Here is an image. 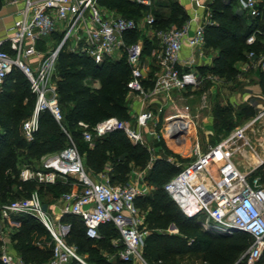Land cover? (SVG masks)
<instances>
[{
	"label": "built area",
	"instance_id": "obj_1",
	"mask_svg": "<svg viewBox=\"0 0 264 264\" xmlns=\"http://www.w3.org/2000/svg\"><path fill=\"white\" fill-rule=\"evenodd\" d=\"M140 4H150V0H132ZM19 0H12L17 4ZM243 8L252 16L259 15L257 0H241ZM155 15L148 14L142 22L117 14L101 5L100 0H23L17 19L10 28L7 39L0 36V93L7 76L14 69H20L30 82V91L35 96L31 115L23 122L24 138L31 142L39 130L41 114L49 111L57 122L63 120L59 103L57 83L53 81L57 59L64 45L71 51L90 56L100 62L106 58H126L131 70L127 82L129 91L138 93L147 100L152 94L171 95L174 91L186 90L189 86L198 87L206 79L199 74L198 67L206 64L204 54L205 28L208 22L195 14L182 26L168 29L155 28ZM144 32L143 39L130 41L135 32ZM60 33L62 41L48 52L37 47L43 35ZM260 30L251 34L246 42L254 44ZM9 41L15 55L5 47ZM152 44L149 57L156 65L154 86L151 91L145 88L147 64L145 61V42ZM188 46V55H184ZM249 59H257L264 74V54L257 58L253 50ZM211 59V57L209 58ZM185 111H175L169 118L170 127L165 128V136L180 141L190 125ZM155 118L152 110L137 116L140 128ZM258 122L264 124V106L257 110L251 121L239 125L228 137L210 147L206 152L196 151V158L187 164L176 163L179 171L164 186L166 192L188 215H204V229L221 235H234L246 232L252 243L244 253L250 264L258 261L264 252V184L261 176L248 179L240 174L231 162L230 149H248L253 152L257 165L264 164V135L253 141L249 133ZM84 140L91 147L94 139L122 130L133 144L143 140V132L135 129L127 121L109 118L99 122L92 129L86 123ZM173 124V125H172ZM71 139V138H70ZM261 148V150H260ZM257 149L261 152L258 153ZM224 160L220 179L217 181L209 173V166ZM23 181L36 180L43 184H56L61 181L71 185V190L60 198V218L43 209V201L37 191L27 197L15 199L0 205V233L4 235L5 223L17 215H31L46 228L53 239L51 259L40 264H67L76 262L88 264L78 252L76 245L67 241L71 223L64 222L62 216H78L86 230V235L95 240L102 238L100 228L113 224L120 233L118 257L126 262L143 261V248L149 234L144 216L136 204L138 196L149 193L147 186L135 183L113 185L109 178L103 182L94 181L87 173L84 158L71 139V144L60 152L49 153L40 159V168L25 167L20 171ZM186 206L195 208L188 214ZM0 264H26L8 252L0 257Z\"/></svg>",
	"mask_w": 264,
	"mask_h": 264
},
{
	"label": "trees",
	"instance_id": "obj_2",
	"mask_svg": "<svg viewBox=\"0 0 264 264\" xmlns=\"http://www.w3.org/2000/svg\"><path fill=\"white\" fill-rule=\"evenodd\" d=\"M100 3L134 19L149 11L147 5L132 0H100ZM235 4L236 0H213L210 4L213 22L205 28V49L216 54L212 63L202 66L201 71L211 72L226 82L237 78L236 65L246 61L250 51L256 52L257 58L264 54V0L257 5L259 15L250 21L243 11L235 9ZM163 7L167 8L166 4ZM174 8L175 15L156 11L155 28L168 29L173 24L180 27L188 20L187 12L178 2H174ZM257 30L262 32L258 34L257 41L248 44L246 39ZM54 38L61 42L63 35L55 33ZM137 39L138 32H135L130 41ZM151 50L152 44L146 40L144 53L149 55ZM55 74L63 120L59 123L49 111L42 113L39 130L31 142L24 138L21 126L22 121L31 115L35 104L30 82L20 69H14L5 79L0 93V205L27 197L37 187L40 191L46 187L54 198L71 190L70 184L61 181L47 185L20 179L22 164L36 167L44 155L62 151L71 144V139L82 151L88 173H101L110 164V181L113 184L128 183L133 166L144 168L150 161L147 148L141 143L133 144L124 131L115 130L96 137L91 147L84 140V130L80 126V123H86L92 129L99 122L113 117L131 120L127 102L131 70L125 57L98 62L69 50L66 44L59 53ZM96 81L100 82L97 88L93 86ZM153 83V80L149 83L144 81L145 88H152ZM214 114V126L219 133L230 132L238 123L234 122L231 106L218 105ZM242 114V111L237 113V121ZM178 171L165 156L154 159L145 176L152 190L136 199L137 206L145 213V225L149 230L143 248L145 260L149 264H180L181 260L202 255L204 264H250L243 257L252 243L248 233L214 234L203 228L197 215L188 216L166 192L165 184ZM63 221L71 223L67 241L77 246L79 254L87 252L90 264H130L120 259L110 262L101 253L102 249L112 251L116 248L108 233L104 236L101 233L99 240L91 239L78 216L67 214ZM7 224L13 228L9 234L12 245L26 264H40L51 259L53 239L35 217L18 215ZM171 225L177 229L176 233L167 232ZM103 226L111 227L117 234L113 224ZM190 240L192 242L188 244ZM254 264H264V252Z\"/></svg>",
	"mask_w": 264,
	"mask_h": 264
},
{
	"label": "crops",
	"instance_id": "obj_3",
	"mask_svg": "<svg viewBox=\"0 0 264 264\" xmlns=\"http://www.w3.org/2000/svg\"><path fill=\"white\" fill-rule=\"evenodd\" d=\"M262 1L263 0H257V3L259 4ZM11 2H12V0H0V3H1L0 4V36L4 39H7L9 37V35L11 34L10 28L13 26L15 20L17 19V14H18L19 9L23 6V0H19V2L17 4H13ZM176 2H178V4L181 7H183V9L187 12L188 19L191 18L192 16H194L195 14H197L200 17V19H202L203 21L208 22V23L213 22V20L211 18L212 17V11H211V7H210V4L213 2V0H176ZM150 4H151V0H150ZM150 4H148V5H150ZM163 6H164L163 3L159 4V6L155 5L156 9L151 11L152 14L155 15L156 11H158V12L163 11L164 12L165 9L163 10V8H162ZM159 7L161 8V10H159L160 9ZM235 9H239V10L243 11L244 14L249 18V21H250V19H252L254 17V16L250 15L245 8H243V6L241 4V0H236ZM172 26H175V24H173ZM142 37H144V34L142 35ZM54 41H55V38L49 39L48 40V46H50ZM5 47L12 55H15V52L12 49V46L8 40L5 43ZM68 48H69V46H68ZM51 49H53V48H51ZM204 49H205V47H204ZM69 50H70V48H69ZM48 51H49V49H48ZM48 51H45V52H48ZM212 52L213 51L206 52V53L212 54ZM183 54L185 56L188 55V46H185ZM147 58L149 59L150 57H147ZM198 71H199V74L205 78H208L209 75L220 78L211 72L206 71V72L200 73L199 68H198ZM155 72H156V70H154V72L147 73V79L145 80V81H147V83H149V80H153V82H154ZM261 76H262V78H264L263 73H261ZM93 86L95 88L99 87L100 82L99 81L93 82ZM153 86H154V83H153ZM146 89L148 91H151V93H152L153 87L152 88L148 87ZM198 90L196 87L195 88L193 87L192 90H190V91L187 88L186 90H183V91H174V92H180V93L187 94L188 91L194 92V91H198ZM192 96H193V94L191 96H189V98H192ZM170 97H171V95H167L165 93L152 94L149 99L145 100L138 93H135V92H132L129 90L127 92V102H128V107H129L131 119H135V121H136L135 125L132 127L135 129H140L143 132V140L140 143L144 147H146L147 150L149 151L150 160H153L156 158H161V157L165 156L171 164H175L174 160L178 161V160H182L185 158L191 159L190 162H192L196 158V151L197 150L201 151V152H206L207 150L210 149V147L216 146L217 144L224 141L228 137L230 132L240 125V124H238L239 123L238 122L237 125L230 132L219 133L215 129V126H214L215 114L213 112L207 113L206 115H204V117L201 118L200 111H202V109L207 108V106H203V105H200V108L198 109L197 113H192L189 105H182L181 108L177 107V105H173L172 106V112H170L168 115H166V117L163 118L162 117L163 111L165 112V110L168 109L167 107L171 106ZM155 103L157 104L156 107H154V105H153ZM186 106L189 107V110H186V112H185L188 114V116L190 118V125L188 127L193 128V133L187 137V134L189 133L187 130L184 133V136L180 141L169 139L167 136H165V128H166V125L168 124V121H169L168 118L177 110L184 112L185 111L184 109ZM149 110H152L154 112L155 118L153 120L149 121L147 126L140 128L138 126V123H137V116L139 114H141L142 112L149 111ZM161 117L163 119H161ZM161 120H162V122H161ZM22 125H23V123H22ZM80 126L84 130V126H82L81 123H80ZM169 126L170 125H168V127ZM188 141H189V143H187ZM175 147L178 150H176ZM260 150H261V148H260ZM260 150L257 149L258 153L261 152ZM166 152H168V154ZM230 152L232 153L231 162L233 163L234 167L237 169V171L240 174L245 175L246 177H248V179H252L255 176H261L262 182L264 184V164L257 165L256 158H255L252 151H250L248 149H243L242 151L238 152V151H235L234 147H233L232 149H230ZM156 153H158V155H156ZM153 155H156V156L153 157ZM224 165H225L224 160L220 159L217 162H214L209 166V173L211 175H213L217 181H219V179H220L221 168ZM151 167H152V163L145 170L149 171ZM38 168H40V161L38 162L36 167H34V169H38ZM111 171H112V167L110 166V164H108L106 166L105 171H103L101 173H98V174H90L88 172L87 173L90 175V177L94 181L103 182L108 178L110 180V172ZM128 183H130V181H128ZM113 185H122V184L116 183ZM140 185L141 186H147L149 189V192L152 190V187L149 186L147 183L146 184H140ZM60 198L61 197H58V198L53 197L51 200L44 202V204H47V210L50 211L54 216H57L59 218H60V206H61ZM190 210L192 211L193 209H190ZM142 215L144 216V221H145V213H143ZM64 216L61 217L62 220H63ZM200 216L204 217L201 220L199 219L200 221H203L205 219V216L204 215H200ZM198 218H199V216H198ZM5 225L7 227L4 230V235H1V233H0V241H1L0 257L4 252H8L9 254H11L13 256L22 259V257L17 253V251L13 247L11 239H10L9 234H10V232H12L13 228L11 226H9L7 224V222L5 223ZM110 228L108 226H103L101 229L102 230L101 233L103 236H104V234L108 233L107 235L110 237V242L116 248L113 249L112 251L102 249L101 253L110 262H115L117 259H120L118 257V250L121 247V245H120V233L117 229H115L117 231V234H116V232ZM85 232H86V230H85ZM167 232L170 234H173V233L177 232V229L175 228L174 225H171L169 227V229L167 230ZM191 242H192V240H190L188 242V244H191ZM81 256L83 257V259L88 264H90L87 261V256H88L87 252L82 253ZM144 260H145V258H144ZM0 263H1V261H0ZM129 263L130 264H149L146 260H145V262L134 260V261H131ZM186 263L187 264H204L205 261H204L203 256L199 255V257L186 258V259L180 261V264H186ZM67 264H78V263L69 262Z\"/></svg>",
	"mask_w": 264,
	"mask_h": 264
},
{
	"label": "rangeland",
	"instance_id": "obj_4",
	"mask_svg": "<svg viewBox=\"0 0 264 264\" xmlns=\"http://www.w3.org/2000/svg\"><path fill=\"white\" fill-rule=\"evenodd\" d=\"M174 2H176V0H151V4L147 5L149 7V11L142 14L136 20L142 22L148 14L152 13L151 11L156 9L155 5L159 6V4L161 3H163V5L166 4L167 6V8L162 7L163 10L165 9L164 12H166L168 15L169 14L175 15L173 13L176 12V8H174ZM104 7L107 9H111L106 6ZM112 10H114L117 14H121L119 11L115 9ZM159 10H161V8ZM168 25L170 26L172 24H168ZM143 34H144L143 31L141 32L139 31L138 38L143 39L144 38L142 37ZM53 37H54L53 34L41 36L37 41L38 49L43 51H48V49L50 50L51 48H56L60 43V41L56 39L50 46H48V40L54 39ZM206 52H207L206 49H204V54L209 58L211 57V59L208 58L206 64L200 65L198 67L200 69V73H202L201 67L210 65L212 63V59L214 55L216 54V52H212V54ZM144 57L146 64L148 66L147 73L154 72V70H156V65H155L156 61L152 56L148 59L147 57L149 56L147 54H145ZM236 66L238 69V76L235 80L231 82H226L223 79L217 77L212 79L210 78V79H206L205 81H203V83L200 86L196 87L197 90L199 89L198 91L189 92L193 88V86H189L188 87L189 91L187 94L180 92H173L170 97L171 106H168L167 107L168 109L165 110V112L163 111L162 117L164 118L166 117V115L172 112L173 105H177V107L179 108H181L182 105H189L192 113H197L198 109L200 108V105L207 106L206 109H202V111H200L201 118L204 117V115H206L207 113H212V112L214 113L215 108L219 105V106H231L234 109L235 123L239 122L238 124L241 125L245 122L254 119V117L257 114V110H259V108L264 106V78H262L261 76L262 73L261 68L258 64L257 59H249V58L244 62L237 63ZM55 75L56 74L54 72L52 79L53 81H56ZM192 94H193L192 98H189V96H191ZM155 104H153L154 107L157 106V104L156 105ZM240 111H242L243 114L240 120L237 121V113ZM162 117L161 119H163ZM23 122L24 120L22 121V123ZM128 123L129 125L134 126L136 121L135 119H131L130 121H128ZM261 123L262 122H258L254 126L255 129L249 133V136L253 141H256L257 137L264 135V124ZM168 125H171V123L168 122L166 127H168ZM188 134L187 137L190 136V133ZM80 152L82 153V151ZM156 155H158V153H156ZM156 155H153V157ZM153 160H150L144 168H141L139 166L137 167L133 166V171L131 173V177L129 181L135 184H146L145 176L147 174L146 172L148 171L145 169H147V167L151 165ZM190 160L191 159L188 158L178 161L174 160V163L176 164L178 162V163L187 164L188 162H190ZM175 164L174 167L176 169H179L178 166H176ZM25 167L32 168L31 166L22 164L21 170ZM34 191H37L40 194L42 201H48L53 198V195L50 194V192H48L46 187L42 191H40L39 188L37 187L36 189H34ZM140 212L141 214L144 213L142 209H140ZM196 215L199 216L200 220L204 218L199 214Z\"/></svg>",
	"mask_w": 264,
	"mask_h": 264
},
{
	"label": "bare ground",
	"instance_id": "obj_5",
	"mask_svg": "<svg viewBox=\"0 0 264 264\" xmlns=\"http://www.w3.org/2000/svg\"><path fill=\"white\" fill-rule=\"evenodd\" d=\"M173 125V124H172ZM170 127V126H169ZM168 127V128H169ZM188 132L190 133V135L193 133V128H190V127H188ZM186 209H187V211H188V214H190V215H193L194 214V211H195V208L194 207H191V206H186ZM190 209H193L192 211L190 210Z\"/></svg>",
	"mask_w": 264,
	"mask_h": 264
},
{
	"label": "water",
	"instance_id": "obj_6",
	"mask_svg": "<svg viewBox=\"0 0 264 264\" xmlns=\"http://www.w3.org/2000/svg\"><path fill=\"white\" fill-rule=\"evenodd\" d=\"M43 209L47 210V204H43Z\"/></svg>",
	"mask_w": 264,
	"mask_h": 264
}]
</instances>
